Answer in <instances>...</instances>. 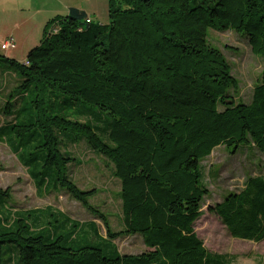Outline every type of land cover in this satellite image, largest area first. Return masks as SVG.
Here are the masks:
<instances>
[{
    "label": "trees",
    "instance_id": "trees-1",
    "mask_svg": "<svg viewBox=\"0 0 264 264\" xmlns=\"http://www.w3.org/2000/svg\"><path fill=\"white\" fill-rule=\"evenodd\" d=\"M88 18L71 9L25 60L0 56L17 80L7 94L0 80L4 114L14 116L0 125V142L38 191H67L106 235L53 207L14 210L11 189L0 188V264H235L208 252L195 232L210 193L201 163L220 146L233 155L253 146L264 158V70L244 103L209 37L234 32L264 62V0H110L107 25ZM81 142L121 181L120 231L90 205L96 191L69 175L76 160L68 148ZM209 211L232 238L264 242V177ZM132 236L144 253L119 251L115 241Z\"/></svg>",
    "mask_w": 264,
    "mask_h": 264
},
{
    "label": "rangeland",
    "instance_id": "rangeland-1",
    "mask_svg": "<svg viewBox=\"0 0 264 264\" xmlns=\"http://www.w3.org/2000/svg\"><path fill=\"white\" fill-rule=\"evenodd\" d=\"M103 1L75 0L74 3L94 10H90L88 16L92 18L94 24L107 25L109 23L110 0ZM10 16L3 15L0 10V22H7L10 25L12 23L8 18ZM14 16L13 22L20 23L22 20L30 18L31 14L19 12ZM66 16L65 14L49 13L39 26L33 25L32 27L30 23L23 26V30L27 35H33L35 41L39 37V41L42 42L47 27L52 29L51 22ZM21 23L23 24V21ZM45 26V30H42ZM55 27H59V24ZM86 28L87 25H85ZM40 31H42L41 34ZM209 41L214 47L219 48L229 61L233 76L240 82V100L250 104L254 88L264 70L262 58L253 54L247 38L234 32L212 31ZM20 54V52L11 49L10 51L0 49L1 57L23 59ZM3 71L6 72L5 75H1ZM7 72L13 71L3 65L0 68V80L6 84L3 94H7L17 83L16 78ZM3 94L1 93V96ZM24 101L32 108V97L26 100L24 98ZM3 107H5L4 102L0 100V125L14 119V116L4 114ZM100 127L104 128L105 124L100 123ZM36 132L40 133V131ZM68 151L74 155L76 160L70 166L69 175L72 180L82 191H96V195L89 198L90 205L108 219L113 231H120L123 228L119 197L121 181L113 176V167L101 156L93 153L83 142L69 147ZM201 165L204 181L210 193L203 204V215L195 223V232L198 237L203 241L208 252L229 255L235 264H264V242L255 243L232 238L218 216L209 211L210 207H215L217 203L223 202L228 194L239 193L243 190L249 178L264 177L263 156L253 146H241L235 155L231 154L224 146H220L214 150L211 156L202 161ZM0 188L11 189L12 198L9 204L14 210L53 207L68 214L74 220L96 222L101 235H106L103 222L72 199L67 191L63 189H51L50 193L38 191L27 168L23 166L17 155L5 142H0ZM115 244L122 254L138 255L147 250L140 236L120 238L115 241ZM15 262L17 263V259L13 257L11 264H15Z\"/></svg>",
    "mask_w": 264,
    "mask_h": 264
},
{
    "label": "crops",
    "instance_id": "crops-1",
    "mask_svg": "<svg viewBox=\"0 0 264 264\" xmlns=\"http://www.w3.org/2000/svg\"><path fill=\"white\" fill-rule=\"evenodd\" d=\"M74 1L75 0H0L1 13L3 15H11L8 18L12 22L10 25H8L7 22H0V49H4L5 43L12 42L15 44L16 48L11 50L20 52L23 59L14 58L18 61L25 60L27 54L38 46L41 41H39V37L35 41L33 35H27L23 30V26H27L31 23L32 27L33 25L37 27L49 13L55 15H68L71 9H78L89 16V11H94L90 7L75 5L76 3H74ZM103 2H105V0ZM19 12L30 13L31 17L25 20L21 19L23 24L21 23L22 21L20 23L13 22V18H15L14 15ZM40 17L41 19H39ZM46 26L42 28V30H45ZM41 32L42 31H40V34ZM6 51H10V49Z\"/></svg>",
    "mask_w": 264,
    "mask_h": 264
},
{
    "label": "built area",
    "instance_id": "built-area-1",
    "mask_svg": "<svg viewBox=\"0 0 264 264\" xmlns=\"http://www.w3.org/2000/svg\"><path fill=\"white\" fill-rule=\"evenodd\" d=\"M86 22L87 23H89V24H91L92 22H93V20H92V18H88L87 20H86ZM57 31V28H55V29H52V32H56ZM81 31V30H80ZM16 47H15V44L14 43H12V42H10V43H5L4 44V49H6V50H9V49H15Z\"/></svg>",
    "mask_w": 264,
    "mask_h": 264
}]
</instances>
